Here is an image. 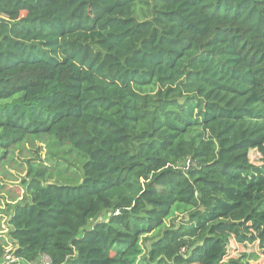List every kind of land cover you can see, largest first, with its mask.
<instances>
[{"label":"trees","instance_id":"1","mask_svg":"<svg viewBox=\"0 0 264 264\" xmlns=\"http://www.w3.org/2000/svg\"><path fill=\"white\" fill-rule=\"evenodd\" d=\"M47 137L80 180L25 159L15 257L249 264L228 249L264 252V0H0V147Z\"/></svg>","mask_w":264,"mask_h":264},{"label":"rangeland","instance_id":"2","mask_svg":"<svg viewBox=\"0 0 264 264\" xmlns=\"http://www.w3.org/2000/svg\"><path fill=\"white\" fill-rule=\"evenodd\" d=\"M37 143H40L39 147H31L29 142H25L22 147L15 148V151H5L0 147V239L4 243L2 248L5 250L0 255L7 250L12 253L11 241L7 235V215L3 211H7V203L11 206L23 196L22 180L26 172V158H36V149L39 148L41 158L44 157V164L39 167V170L45 169L42 173L45 183H77L80 180L82 158L73 151H69L67 144L58 143L54 137L37 140ZM261 156H263L262 149L251 151L250 158L253 161H259ZM107 215L108 213L103 212L101 218L104 219ZM229 244V257H237L245 252L252 255L249 264H264V252L259 247L258 240L254 246H251L250 244L240 245L231 238ZM254 254L258 256L256 259ZM40 257L36 261H39ZM19 261L23 264H31L21 258ZM8 264L16 263L9 262Z\"/></svg>","mask_w":264,"mask_h":264},{"label":"built area","instance_id":"3","mask_svg":"<svg viewBox=\"0 0 264 264\" xmlns=\"http://www.w3.org/2000/svg\"><path fill=\"white\" fill-rule=\"evenodd\" d=\"M9 262H15L16 264H23L19 261L18 257H15L12 253H10L8 250L0 255V264H8ZM32 264H51L48 257L43 254L41 255L39 261H35Z\"/></svg>","mask_w":264,"mask_h":264}]
</instances>
